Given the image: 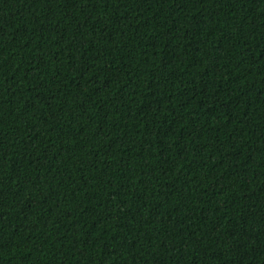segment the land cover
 Here are the masks:
<instances>
[{"label":"trees","instance_id":"16d2710c","mask_svg":"<svg viewBox=\"0 0 264 264\" xmlns=\"http://www.w3.org/2000/svg\"><path fill=\"white\" fill-rule=\"evenodd\" d=\"M0 264H264V0H0Z\"/></svg>","mask_w":264,"mask_h":264}]
</instances>
